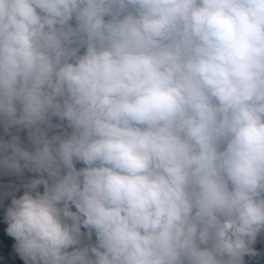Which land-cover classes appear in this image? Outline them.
<instances>
[{"label":"clouds","instance_id":"9594fccd","mask_svg":"<svg viewBox=\"0 0 264 264\" xmlns=\"http://www.w3.org/2000/svg\"><path fill=\"white\" fill-rule=\"evenodd\" d=\"M0 264H264V0H0Z\"/></svg>","mask_w":264,"mask_h":264}]
</instances>
